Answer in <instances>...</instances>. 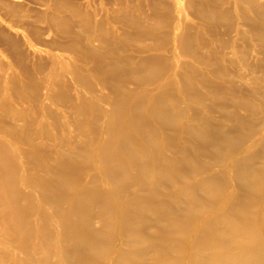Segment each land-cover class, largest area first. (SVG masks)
Wrapping results in <instances>:
<instances>
[{
	"label": "bare ground",
	"instance_id": "bare-ground-1",
	"mask_svg": "<svg viewBox=\"0 0 264 264\" xmlns=\"http://www.w3.org/2000/svg\"><path fill=\"white\" fill-rule=\"evenodd\" d=\"M248 7L257 13L252 2ZM251 31L264 40V24ZM179 49L193 56L189 36ZM144 67L145 77L157 79L168 71L177 77L176 67L158 57L139 61L136 73ZM118 90L93 153L98 176L84 181L75 155L55 152L52 166L43 152L36 153L48 174L36 186L54 205L56 235L45 222H29L18 203L9 157L0 148V236L13 238L14 248L27 249L26 254L36 251L26 244L37 236L47 248L43 261L55 252L56 264H264V132L256 137L240 113L264 105L214 95L223 119L238 131L232 134L223 121L215 126L207 120L204 106L195 110L191 99L202 105L203 95H172L168 86L161 95ZM89 108L91 114L99 111ZM188 110L195 118L204 111L202 126L186 122ZM98 182L110 188L103 190ZM6 215L13 219L11 230L1 227L9 224ZM9 252L0 246V264L7 257L12 264H40Z\"/></svg>",
	"mask_w": 264,
	"mask_h": 264
},
{
	"label": "rangeland",
	"instance_id": "rangeland-1",
	"mask_svg": "<svg viewBox=\"0 0 264 264\" xmlns=\"http://www.w3.org/2000/svg\"><path fill=\"white\" fill-rule=\"evenodd\" d=\"M251 2L257 13L250 11ZM261 23L264 0H0V148L9 157L18 203L29 222H45L58 233L54 205L36 186L48 177L45 161L36 155L43 152L52 166L55 152L75 155L84 181L98 176L93 153L120 87L129 95H161L164 86L172 95H203L202 105L191 99L195 110L204 106L207 120L215 126L223 121L236 134L214 95L264 105V40L251 31ZM188 36L193 56L180 53ZM148 57L176 67L177 77L170 71L162 79L145 77L146 67L136 73V64ZM179 83L189 93L183 94ZM93 106L97 114H91ZM259 111L240 112L256 137L264 132V110ZM193 114L187 111L186 122L202 126V118ZM3 211L0 207L1 219ZM6 219L5 230L13 227V219ZM12 240L0 236L10 256L57 263L55 252L43 261L47 248L39 237L26 244L32 252L36 247L31 254L14 248ZM5 261L12 264L9 257Z\"/></svg>",
	"mask_w": 264,
	"mask_h": 264
}]
</instances>
